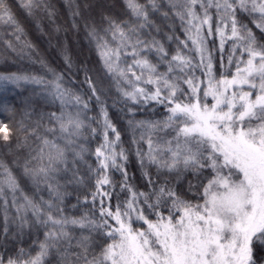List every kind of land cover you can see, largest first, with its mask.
I'll use <instances>...</instances> for the list:
<instances>
[{
    "label": "snow or ice",
    "instance_id": "6c2138e0",
    "mask_svg": "<svg viewBox=\"0 0 264 264\" xmlns=\"http://www.w3.org/2000/svg\"><path fill=\"white\" fill-rule=\"evenodd\" d=\"M67 3L76 28L80 6ZM19 7L55 22L49 0ZM125 7L127 19L103 16L106 27L90 21L85 29L126 127L111 119L108 93L88 68L83 94L42 59L45 75L0 73V112L14 110L9 97L25 86L59 105L17 128V148L30 151L12 163L28 189L0 160V264H264V0ZM0 25L12 28L16 43L4 44L16 52L25 31L10 0H0ZM217 52L234 73L217 76ZM139 112L160 118L137 119ZM11 131L0 121V140Z\"/></svg>",
    "mask_w": 264,
    "mask_h": 264
},
{
    "label": "trees",
    "instance_id": "16d2710c",
    "mask_svg": "<svg viewBox=\"0 0 264 264\" xmlns=\"http://www.w3.org/2000/svg\"><path fill=\"white\" fill-rule=\"evenodd\" d=\"M20 0H10L13 6V12L17 21L24 28L25 36L22 42L16 44L17 51L13 52L5 47L4 41L13 40L10 33L12 28L5 25H0V73L9 72H30L37 75H45L47 69L43 68L40 60L44 61L47 68L54 69L57 73H63L65 76L66 86H69L78 93H86L88 91L87 84L83 83L84 68L90 70L89 75L94 79H99L100 85L107 91V96L104 97L109 104V115L114 123L119 128L126 127V118L119 111L123 105L117 102L116 106L111 107L113 100L119 101V96L115 86L105 74L103 62L97 52L94 43H91L87 37L85 23L94 21L97 27H106L102 23L103 16H111L117 20L128 18L125 0H74L75 4L80 6L81 16L76 17L77 27L72 26V15L67 3V0H49V3L55 10L54 23L49 21L43 13H38L35 18L29 17L25 11L19 7ZM88 5V7H85ZM159 23V20H157ZM39 23V27H37ZM60 31L57 32L56 28ZM24 42L32 45V50L29 53L25 49L24 53H20V49ZM13 43L16 42L13 40ZM218 45V41H217ZM175 45H173V48ZM211 47V45H210ZM227 52V45H226ZM67 53L72 61V67L69 69L65 63L64 55ZM214 71L217 76L221 71L234 73L235 67L227 66V55L224 58V68L221 67L219 53L215 54ZM35 61V63H33ZM199 74V73H198ZM34 86H25L16 90L14 96L9 97L14 110L11 112H0V121L8 124L12 130L11 139L7 142L0 140V160H3L9 167L13 169L18 182L22 188L28 189L30 182L23 174V169L16 167L12 162L19 159L23 164L24 158L30 151L29 147L23 149L17 148V139H23V134L17 132V128L21 120L25 123H32L39 118L40 114H48L58 110V102L53 103L51 98L37 91H33ZM25 111L31 113V119L24 116ZM163 109H158L162 112ZM160 116L152 112H139L137 119H159ZM0 133V137H2ZM124 139L127 141L128 136ZM28 144L35 147L36 144L32 139ZM95 143L91 145L94 149ZM127 147V144L125 145ZM89 162H93L90 160ZM132 171L139 177V172L136 171L133 165ZM88 191L86 188H81V200L83 194ZM71 204L76 203L75 194L68 198ZM70 209V214L72 213ZM83 211V208H81ZM78 214V213H77ZM27 246V243L25 244Z\"/></svg>",
    "mask_w": 264,
    "mask_h": 264
}]
</instances>
